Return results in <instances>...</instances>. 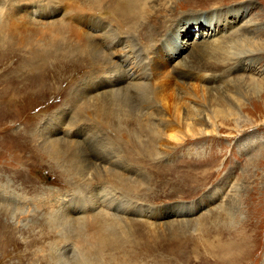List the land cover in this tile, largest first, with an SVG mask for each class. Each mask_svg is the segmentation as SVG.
<instances>
[{
    "label": "rangeland",
    "instance_id": "374dc122",
    "mask_svg": "<svg viewBox=\"0 0 264 264\" xmlns=\"http://www.w3.org/2000/svg\"><path fill=\"white\" fill-rule=\"evenodd\" d=\"M119 3L0 0V264H264V0Z\"/></svg>",
    "mask_w": 264,
    "mask_h": 264
},
{
    "label": "bare ground",
    "instance_id": "6f19581e",
    "mask_svg": "<svg viewBox=\"0 0 264 264\" xmlns=\"http://www.w3.org/2000/svg\"><path fill=\"white\" fill-rule=\"evenodd\" d=\"M137 1L138 0H119V6H120V8H121V10H123L124 11V9H126L127 8V10H126V13H125V16L128 18V19H131L132 18V15L134 14V13H138L137 12V9H138V4H137ZM56 2V1H55ZM39 3V2H38ZM37 3V4H38ZM117 10V9H116ZM139 14V13H138ZM70 15V14H69ZM156 16V15H155ZM152 17V16H151ZM158 17V16H157ZM123 18V17H122ZM64 19V18H63ZM123 20V19H122ZM54 21V20H53ZM63 21V20H62ZM126 21V20H125ZM66 22V21H65ZM49 27V26H48ZM59 28H61V27H59ZM48 29V28H47ZM53 29V28H52ZM58 29V28H57ZM62 30V29H61ZM43 31V30H42ZM49 32V31H48ZM43 33V32H42ZM98 37V36H97ZM111 37V36H110ZM102 38V37H101ZM56 40V39H55ZM105 42V41H104ZM107 42V41H106ZM105 42V43H106ZM113 42V41H112ZM111 43V42H110ZM102 45V44H101ZM109 48H111V47H109ZM115 48V47H114ZM217 48V47H216ZM103 49V48H102ZM237 50V49H236ZM104 51V50H103ZM118 51L119 50H117L116 52H113L112 53V55H114V57H116V54L118 53ZM109 52H110V50H109ZM96 53V52H95ZM119 53H123V52H119ZM118 53V55H117V57H119V60H118V64H119V66L122 68V69H128V71H130V72H127V76H128V78L130 79L131 78V82L129 83V84H131V83H133V82H135L134 80L137 78V77H140V75H137L135 72H133V68H129V66H128V60H127V57H128V55H126V54H119ZM98 56V55H97ZM96 56V57H97ZM100 56V55H99ZM130 57V56H129ZM49 60V59H48ZM126 63V64H125ZM138 64H139V66H142V63H141V61H139L138 62ZM137 65V64H136ZM127 67V68H126ZM127 82V81H126ZM141 82V81H140ZM129 86V85H128ZM133 86V88L134 89H137L138 87H139V85L138 84H133L132 85ZM136 93V92H135ZM16 99V98H15ZM10 103V102H9ZM100 104V103H99ZM100 204V203H99ZM117 205V204H116ZM122 206V205H121ZM105 208V207H104ZM111 208V207H110ZM114 209V208H113ZM115 211H117L118 213H120V212H125V210L122 208V207H116L115 208ZM102 236V235H101ZM105 236V235H104ZM109 240V239H108ZM106 241V240H105ZM104 241V242H105ZM107 245V244H106ZM213 245V243H211V246ZM208 248H211V247H208ZM214 248V247H213Z\"/></svg>",
    "mask_w": 264,
    "mask_h": 264
}]
</instances>
